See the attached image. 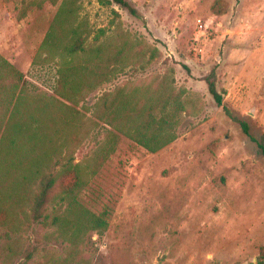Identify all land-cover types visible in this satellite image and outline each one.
<instances>
[{
  "label": "rangeland",
  "instance_id": "obj_1",
  "mask_svg": "<svg viewBox=\"0 0 264 264\" xmlns=\"http://www.w3.org/2000/svg\"><path fill=\"white\" fill-rule=\"evenodd\" d=\"M62 1L0 0V55L31 94L15 118L35 124L34 139L16 142L0 127V208L10 210L0 264L264 263V0H222L219 15L215 0H129L136 14L76 0L90 36L71 64L97 85L75 104L54 93L67 56L45 61L41 50ZM164 87L180 103L175 138L151 151L135 137L175 110ZM38 155L52 172L86 167L77 200L87 213L56 201L45 221L27 220L19 162ZM103 211L100 235L87 220Z\"/></svg>",
  "mask_w": 264,
  "mask_h": 264
},
{
  "label": "trees",
  "instance_id": "obj_2",
  "mask_svg": "<svg viewBox=\"0 0 264 264\" xmlns=\"http://www.w3.org/2000/svg\"><path fill=\"white\" fill-rule=\"evenodd\" d=\"M47 1L53 5L58 3V0ZM99 2L103 5L116 4L128 10L131 14H136V10L129 0H99ZM42 3L43 1H38L36 5L40 7ZM222 4V0H215L211 6L212 12L216 15L224 13L225 8ZM76 7V0L62 1L41 45V50L46 51L43 57L45 61L52 59L55 54L67 56L68 59L62 60V65L57 71L58 77L54 93L74 104L78 100H82L86 92L94 89L97 85L96 76H93V79L82 77L78 73V65L71 64L77 55L87 51L86 42L90 36L85 24L81 21L76 22ZM115 15L118 16V13L115 12ZM106 31L107 29L105 28L98 29L93 40L98 41L105 35ZM90 73L94 74V71L90 70ZM207 85L210 95L218 105H221L222 97L217 92L214 81L208 80ZM163 90L167 93L165 87ZM30 96L26 75L0 55V127L4 126V129H6L8 125H12L14 129L12 134H15L12 140L15 142L17 138H20L21 141L34 139L35 124L33 125V123L28 121H18L15 118L19 114L22 103L29 99ZM177 100L178 97L176 95L167 93V95L163 96V103L175 102V107H173L175 110L172 112L163 110L161 112L162 115L159 117L151 115L144 123L138 126L135 140L140 145L155 151L174 140L175 135L172 129L176 123L173 119L178 106H180ZM104 105L106 106V103ZM11 121L14 123L11 124ZM48 141L51 142V139H48ZM44 158H46V155L27 156L24 161L21 159L19 162L22 165L21 167H23L20 177L24 183H28L23 188L24 195L29 202L27 220L35 223L45 221L47 219V215H45L47 205L56 201L60 204L67 202L71 209L73 208L77 213H79V210L82 213H87V210L81 207L77 200L79 193L88 184L89 176L86 167L79 163H69L62 169L52 172L44 169ZM9 214L10 210L7 207H1L0 223H5V219ZM106 217L107 212L103 211L99 215L92 217L91 220H87V222L92 230L101 235L108 225ZM58 222L59 217L56 216L52 218L50 223L56 224ZM78 222L84 226L83 220ZM259 264L264 263L259 262Z\"/></svg>",
  "mask_w": 264,
  "mask_h": 264
}]
</instances>
